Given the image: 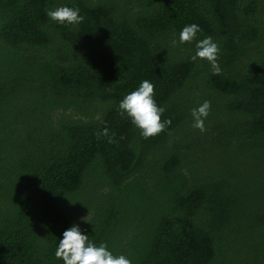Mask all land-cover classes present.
<instances>
[{"label": "trees", "instance_id": "trees-1", "mask_svg": "<svg viewBox=\"0 0 264 264\" xmlns=\"http://www.w3.org/2000/svg\"><path fill=\"white\" fill-rule=\"evenodd\" d=\"M144 80L147 139L119 110ZM73 225L132 264H264V0H0V264H64Z\"/></svg>", "mask_w": 264, "mask_h": 264}, {"label": "clouds", "instance_id": "clouds-1", "mask_svg": "<svg viewBox=\"0 0 264 264\" xmlns=\"http://www.w3.org/2000/svg\"><path fill=\"white\" fill-rule=\"evenodd\" d=\"M46 12L51 20L60 23L78 24L84 20L78 7L61 6ZM200 31L202 29L195 23L184 26L180 32V42H192ZM196 49L195 55L191 57L192 61H196L197 58L206 59L212 65L213 74H220L221 68L217 62L220 48L213 37L208 36L199 40ZM154 87L153 83L144 80L137 90L126 95L119 104L121 115L127 114L131 122L141 130V135L145 139L160 134L171 124L170 119H161L165 108L157 105L154 99ZM210 110V101H204L198 108L192 109L194 128L202 132L206 131L205 119L210 114ZM100 135L107 136L108 129L105 128L97 133V136ZM82 219L88 221L86 217ZM55 256L57 259H62L64 264H132V261L123 255L114 256L105 243L96 246L88 235L82 234L79 225H73L63 233V239L59 240Z\"/></svg>", "mask_w": 264, "mask_h": 264}]
</instances>
